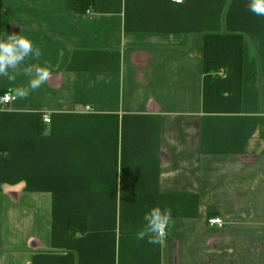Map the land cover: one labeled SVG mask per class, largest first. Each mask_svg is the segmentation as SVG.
<instances>
[{
    "label": "crops",
    "instance_id": "crops-1",
    "mask_svg": "<svg viewBox=\"0 0 264 264\" xmlns=\"http://www.w3.org/2000/svg\"><path fill=\"white\" fill-rule=\"evenodd\" d=\"M249 3L0 0V37L42 53L0 95L27 67L51 73L0 106V264H264V16ZM155 206L172 211L162 246L136 238Z\"/></svg>",
    "mask_w": 264,
    "mask_h": 264
},
{
    "label": "clouds",
    "instance_id": "clouds-1",
    "mask_svg": "<svg viewBox=\"0 0 264 264\" xmlns=\"http://www.w3.org/2000/svg\"><path fill=\"white\" fill-rule=\"evenodd\" d=\"M248 9L256 15L264 16V0H250ZM41 54V49L34 47L33 41L26 36L12 33L0 37V76L14 82L20 65L29 57L38 59ZM24 73L32 77L28 85L11 90L14 98L21 100L27 99L31 92L45 84L51 75L48 67L39 65L25 68ZM143 220L144 225L136 233L137 240L146 239L149 244L162 246L172 222L171 209L155 206L145 213Z\"/></svg>",
    "mask_w": 264,
    "mask_h": 264
},
{
    "label": "built area",
    "instance_id": "built-area-1",
    "mask_svg": "<svg viewBox=\"0 0 264 264\" xmlns=\"http://www.w3.org/2000/svg\"><path fill=\"white\" fill-rule=\"evenodd\" d=\"M171 1L176 3V4H181V3H183L184 0H171ZM86 13L91 14L90 11H88V10H86ZM220 75H223V74H220ZM6 93H7V95H6ZM14 100H15V98H14V95L12 94V92L8 91V92L2 93L0 95V106H1V108H3V109L7 108L9 106V104L11 102H13ZM85 109H86V111H91V109L89 107H86ZM43 122H45V123L50 122L49 117L43 116ZM208 224L210 226H218V227H222V225H223L221 220L218 218H210L208 220Z\"/></svg>",
    "mask_w": 264,
    "mask_h": 264
},
{
    "label": "trees",
    "instance_id": "trees-1",
    "mask_svg": "<svg viewBox=\"0 0 264 264\" xmlns=\"http://www.w3.org/2000/svg\"><path fill=\"white\" fill-rule=\"evenodd\" d=\"M68 227L72 233H74L75 230L81 232L85 230L84 221L81 222L79 218H71L68 222Z\"/></svg>",
    "mask_w": 264,
    "mask_h": 264
}]
</instances>
